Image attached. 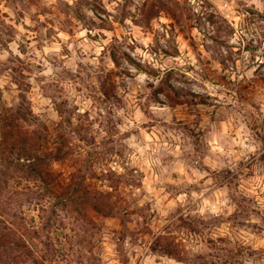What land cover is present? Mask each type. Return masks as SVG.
Instances as JSON below:
<instances>
[{
    "label": "clouds",
    "instance_id": "clouds-1",
    "mask_svg": "<svg viewBox=\"0 0 264 264\" xmlns=\"http://www.w3.org/2000/svg\"><path fill=\"white\" fill-rule=\"evenodd\" d=\"M0 264H264V0H0Z\"/></svg>",
    "mask_w": 264,
    "mask_h": 264
}]
</instances>
